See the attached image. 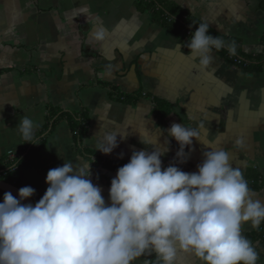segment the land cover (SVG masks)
<instances>
[{
	"label": "crops",
	"instance_id": "crops-1",
	"mask_svg": "<svg viewBox=\"0 0 264 264\" xmlns=\"http://www.w3.org/2000/svg\"><path fill=\"white\" fill-rule=\"evenodd\" d=\"M169 1L219 34L237 38L244 53L261 51V0ZM100 28L105 30L102 42L93 38ZM188 39L155 23L135 0H0V160L26 142L18 131L23 116L33 120L35 133L50 107L85 111L87 130L80 141L65 120L59 121L43 135L45 144L22 174L42 198L50 169L64 161L75 168L90 165V179L107 204L110 181L133 152L159 149L162 168L174 164L195 172L210 149L194 140L180 163L175 160L179 146L166 132L173 123L198 127L203 122L201 139L227 152L253 198L264 202V187L252 188L249 177L253 172L264 178V64L260 72L246 74L213 50L211 64L201 71L186 54ZM117 93L139 98L124 101ZM154 100L171 111L157 117ZM106 132L118 134V147L109 155L95 151ZM96 157L113 167L96 164ZM257 229L242 224V235L247 238ZM252 245L259 253L257 264H264V239ZM133 264L158 261L145 254ZM176 264L200 262L178 251Z\"/></svg>",
	"mask_w": 264,
	"mask_h": 264
},
{
	"label": "clouds",
	"instance_id": "clouds-1",
	"mask_svg": "<svg viewBox=\"0 0 264 264\" xmlns=\"http://www.w3.org/2000/svg\"><path fill=\"white\" fill-rule=\"evenodd\" d=\"M93 38L102 42L105 30L98 29ZM186 42V54L201 71L211 64L213 49L236 51L234 44L210 35L207 22ZM205 130L203 122L198 127L173 123L166 132L179 146L175 160L180 163L194 140L210 149L195 172L174 164L162 168L159 149L133 152L110 181L107 204L90 179V165L75 168L65 161L47 172L48 187L35 205L22 203L34 195L30 186L20 188L17 196L5 192L0 264H133L145 254H154L158 264H176L178 251L200 264H257L259 253L242 235V224L259 228L264 202L253 198L229 154L201 139ZM18 131L30 141L33 120L23 116ZM117 135L104 133L95 151L111 154L118 147Z\"/></svg>",
	"mask_w": 264,
	"mask_h": 264
},
{
	"label": "trees",
	"instance_id": "trees-1",
	"mask_svg": "<svg viewBox=\"0 0 264 264\" xmlns=\"http://www.w3.org/2000/svg\"><path fill=\"white\" fill-rule=\"evenodd\" d=\"M135 6L139 11L144 13L147 12L155 23L169 30L181 39L190 37V34L195 32L196 27L203 22L198 17L169 0H135ZM258 7L264 12V0L260 1ZM209 34L213 37L218 36L223 39L226 44L235 45V54H229L226 47L220 50L213 49L216 54L222 57L230 66H236L246 74L258 73L261 71L264 64V33L260 40L261 51L251 54H246L242 51L240 41L235 37L219 34L210 26ZM118 97L124 101H134L139 98V94L129 96L118 94ZM154 104V113L159 118L164 117L171 111V106L163 101L154 100ZM61 120H65L68 123L74 139L79 142L87 130L88 118L86 112L82 111L78 114H73L50 107L48 108V116L45 124L34 133L30 141H26L24 145L16 151L15 158L13 160H8L5 155V157L0 160V180L12 184L17 188L29 186L24 180L22 169L28 162L35 160L38 152L45 144L43 135L49 128L52 130ZM96 164L113 167V164L103 161L99 157H96ZM249 177L252 188L260 189L264 187V178H260L253 172ZM0 196H4V193L0 192ZM31 199L35 204L41 198L35 191ZM247 239L251 241V243L254 240L264 239V221L255 232L248 235Z\"/></svg>",
	"mask_w": 264,
	"mask_h": 264
},
{
	"label": "water",
	"instance_id": "water-1",
	"mask_svg": "<svg viewBox=\"0 0 264 264\" xmlns=\"http://www.w3.org/2000/svg\"><path fill=\"white\" fill-rule=\"evenodd\" d=\"M20 188H17L16 186L9 184L7 182H4L0 180V192L5 193V192H11L13 196H17L18 190ZM23 204H32L35 205L31 197L27 200L22 201Z\"/></svg>",
	"mask_w": 264,
	"mask_h": 264
},
{
	"label": "built area",
	"instance_id": "built-area-1",
	"mask_svg": "<svg viewBox=\"0 0 264 264\" xmlns=\"http://www.w3.org/2000/svg\"><path fill=\"white\" fill-rule=\"evenodd\" d=\"M6 156H7L8 160H13L15 158V156H16V151L15 150H9L6 153Z\"/></svg>",
	"mask_w": 264,
	"mask_h": 264
}]
</instances>
